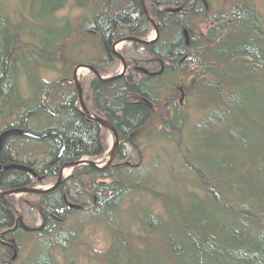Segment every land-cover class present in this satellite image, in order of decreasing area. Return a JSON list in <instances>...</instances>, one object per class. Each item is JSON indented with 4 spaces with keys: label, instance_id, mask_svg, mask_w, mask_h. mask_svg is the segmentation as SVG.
Listing matches in <instances>:
<instances>
[{
    "label": "trees",
    "instance_id": "16d2710c",
    "mask_svg": "<svg viewBox=\"0 0 264 264\" xmlns=\"http://www.w3.org/2000/svg\"><path fill=\"white\" fill-rule=\"evenodd\" d=\"M69 1L82 10L74 20L56 15ZM144 2L156 42L127 43L124 75H92L83 89L87 107L131 152L120 147L109 167L80 166L37 195L44 227L15 235L57 237L38 239L22 264H82L86 223L108 235L86 264H264V14L251 0H222L218 9L212 0ZM26 17L12 20L0 3V134L52 130L65 147L58 156L57 136L11 133L1 151L28 145L7 159L35 162L39 176L0 172L1 189L46 182L64 162L99 157L104 131L78 110L71 72L79 63L111 72L113 42L149 29L139 0H27ZM47 72L58 76L47 80ZM13 209L0 199V230L13 226ZM2 249L0 264H8Z\"/></svg>",
    "mask_w": 264,
    "mask_h": 264
},
{
    "label": "rangeland",
    "instance_id": "374dc122",
    "mask_svg": "<svg viewBox=\"0 0 264 264\" xmlns=\"http://www.w3.org/2000/svg\"><path fill=\"white\" fill-rule=\"evenodd\" d=\"M94 1H98V0H90V2H94ZM251 1L255 5V7L262 14H264V0H251ZM0 3L2 4L3 9L9 14V17L12 20L15 21V20H18L19 18L27 19V17H26L27 16V0H0ZM220 3H222V0H212V8L218 9V7L220 6ZM39 7L38 6L36 7L37 12L39 11ZM81 12H82V10H79L78 8H76L73 5V3L71 1H69L58 12H56V15L57 16H67L70 20H74L77 17V15H79ZM153 36H154V30H153V27L150 25V22H149V29L143 35V37L150 40L151 38H153ZM127 43H129V42H124V43L118 44L115 47L116 51L122 53L123 48L125 46L124 44H127ZM120 68H121V63L118 60L115 68L111 72L106 73V74L111 76L114 73H117L118 71H120ZM57 76H58V73H56V72L43 73V77L46 78L47 80H54L55 78H57ZM91 76H92V73L90 71H87L86 69H82L78 75L79 81L81 82L82 99L84 101L87 100L86 99L87 96H86V92L83 95V89H85V83L87 82V80ZM77 104H78V102H77ZM189 104H190V102H188V104H187V109L189 108ZM194 113L195 112H193L191 110L188 111V114L192 115L191 116L192 118H194V116L196 114V113L195 114ZM198 114H199V111H198ZM98 117H100V116H98ZM100 118H102V117H100ZM31 126L34 129L37 128L36 124H32ZM103 134H104L103 135L104 136L103 141L105 144V149L103 151L102 157H100L98 159V161H96L99 166H103L106 164L108 155H109V153L111 151V147H112V137L107 132H105ZM184 135H185V133H183V136ZM1 143H2V140H1ZM121 148L126 149L129 152L128 154H130L131 146H129V144H125V145L123 144V145H121ZM149 149H151V148H147L146 153L144 154L145 157H149ZM64 163H69V162H64ZM64 163H62L61 167H64ZM64 171L67 172L68 174L70 173L69 168H66V170H64ZM52 183H53V181L50 183V181L42 182L41 180L35 179L33 186H34V188H37V189H42L43 187L44 188H46V187L50 188ZM40 194H42V193H39V195ZM15 196L18 197V198L15 197L16 199H20L19 201H16V203H15L16 204V208H14L15 209V211H14L15 217L18 218L17 217L18 215L20 217H22L23 223L25 225H27V227L30 229L40 228L39 230H41L42 227H44L46 221H44L42 218L41 207L39 206V202H38V198H37L38 196L37 195H31V194H30V196H26V194H23L21 192L15 193ZM9 199H14V196L10 197ZM21 199H24V200H21ZM122 206H125V204ZM82 212H84V211H77L76 213L74 212L73 214H70L68 221L73 224V222L77 218L81 219V215H83V214H81ZM87 215H90V213ZM87 215H85V216L87 217ZM86 217H84V220ZM28 231L34 232V231H38V230L36 229V230H28ZM56 231H58V229ZM0 232H1V230H0ZM55 234L51 233V235H46L43 237L39 236V238L35 237L37 239L34 240V235H31L30 233L29 234L18 233L17 235L14 236L17 245L15 244V242L14 243L10 242L11 240H14L13 238H9L7 240H4V238H2V236H1L0 240H3L4 242H6L7 243L6 246L9 247V249H7V247H6L7 250H5V251H4V249H2V251H4L3 260L5 262H7L8 264H10L9 263L10 258L15 253V255H14L15 260L12 261L13 264H22L28 260V258L31 255L32 249L33 248L36 249L35 243L38 241V239L40 241V240H45L47 238H55V236H56ZM79 238H80L79 239L80 240L79 241L80 242L79 247H80L81 251H83L84 256H86V258H87L86 259L84 257L85 260H80L79 263H82V264H86V261H89L90 259H92L94 253H98L99 251L104 250L107 246V243H108V235L103 230V228L98 227V226L97 227L93 226L91 223H86L82 227V234L80 233ZM52 252H53V254L55 253V251H52ZM59 263L60 262L58 261V264Z\"/></svg>",
    "mask_w": 264,
    "mask_h": 264
},
{
    "label": "bare ground",
    "instance_id": "6f19581e",
    "mask_svg": "<svg viewBox=\"0 0 264 264\" xmlns=\"http://www.w3.org/2000/svg\"><path fill=\"white\" fill-rule=\"evenodd\" d=\"M142 9V8H141ZM143 11V10H142ZM144 13V12H143ZM150 15V14H149ZM152 18V17H151ZM148 20V19H147ZM154 21V20H153ZM154 23L156 24V26H157V29H158V25H157V23L154 21ZM151 25V24H150ZM152 26V25H151ZM153 27V26H152ZM153 30H154V27H153ZM158 35H159V30H158ZM184 36L186 37V42H188V34H187V31H184ZM126 37H132V38H135V39H137V40H139V41H137V42H135V43H140V44H149V42L148 41H151L154 37H155V31H154V36H153V38H151L150 40L149 39H146V38H144L143 36H140V35H129V36H126ZM158 39V37L153 41V42H156V40ZM144 41H147L148 43H144ZM125 42H134V41H131V40H129V41H125ZM124 43V42H123ZM122 45V44H121ZM124 45H126V44H124ZM123 45V46H124ZM112 49V48H111ZM113 53V52H112ZM118 53H120V52H118ZM114 55V54H113ZM120 55L123 57V55L120 53ZM115 56V55H114ZM115 57H117V56H115ZM117 59L120 61V63H121V68H120V71H118L117 73H114L113 75H107V74H102V73H100L93 65H91V64H89V63H79V64H77L76 66H80V67H78V69H77V73H76V76L78 77V75H79V73H80V71L82 70V69H86L87 71H90L91 73H92V75H93V77H96L97 79H99V80H102V81H104V82H111V81H114V80H116V79H119L120 77H122L123 75H124V73H125V70H126V61H125V59H124V57H123V60H124V64H125V69H124V71H123V73H122V62H121V60H120V58H118L117 57ZM81 65H89V66H92V67H94L99 73V76L101 77V78H103V79H101L100 77H98L92 70H90L89 68H86V67H83V66H81ZM75 66V67H76ZM74 67V68H75ZM74 70V69H73ZM73 70H72V72H71V80H72V82H73V84H74V86H75V83H74V79H73ZM118 74H120V76L119 77H114L115 75H118ZM114 77V78H113ZM78 80H79V78H78ZM80 82V81H79ZM80 85H81V82H80ZM76 87V86H75ZM76 90H77V87H76ZM82 101H83V103H84V105H86V103H85V101L82 99ZM77 102H78V110L83 114V111H82V109H81V107L79 106V100H78V90H77ZM86 107H87V105H86ZM88 108V107H87ZM89 109V108H88ZM90 110V109H89ZM91 111V110H90ZM91 113L94 115V116H96V117H98V115L97 114H95V113H93L92 111H91ZM84 115V114H83ZM85 116V115H84ZM86 117V116H85ZM88 118V117H87ZM92 120V119H91ZM94 122H96L95 120H93ZM106 121H108L110 124H111V126L113 127V129L115 130V133H116V135H117V142H118V145H117V151H118V149L121 147V145H123V143L121 142V140H120V136H119V134H118V132L116 131V129H115V127L113 126V124L109 121V120H107L106 119ZM97 124H99L98 122H96ZM100 125V124H99ZM102 128H103V131H104V133L105 132H107L111 137H112V147H111V149L113 148V146H114V143H115V138H114V135H113V133H112V131L110 130V129H108V128H105V127H103L102 125H100ZM16 128H13L12 130L14 131ZM50 131H52V130H41V131H37L36 133H33V134H36V135H42V134H44V133H49ZM30 133H32V132H30ZM50 136H57L60 140H61V143H62V145L60 146V148H59V151H58V156H60L61 154H62V152H63V150H64V148L63 147H65V140L63 139V137L59 134V135H57V134H49V135H47V136H44V137H41V138H38V139H45V138H48V137H50ZM60 136H61V138H60ZM104 148L103 149H105V145L103 146ZM23 148L24 149H29L28 148V145H23ZM63 149V150H62ZM104 151V150H103ZM102 155H103V152L99 155V157H86V156H84V157H81V158H78V159H76V160H74V161H70L69 163H75V162H77V161H81V162H83V163H81V164H78V165H70V166H66V167H64V168H62V170L60 169V170H58V172L56 173V176H54V178L52 179V180H49L50 181V183L53 181V183L51 184V187H53L54 185H55V183L57 182V181H61L60 183H59V185L64 181V180H66V179H68V178H70V177H72V176H74V173L76 172V169L78 168V167H80V166H86V165H89V164H86V162L87 161H94L97 165H98V163L95 161V160H98L100 157H102ZM12 164H14V165H18V164H16V163H11L10 165H12ZM65 164H67V163H64V165ZM34 165H36V163L35 162H32V163H30V166L28 167L29 168V170H31L34 174H35V176H39L35 171H34ZM5 166H9V164H7V165H0V172L2 173V172H4V171H6V170H9V169H12V168H7V169H2L3 167H5ZM20 166V165H19ZM91 166V165H90ZM99 166V165H98ZM21 167V166H20ZM94 167V166H93ZM66 168H69L70 169V173L68 174L67 172H65L64 170H66ZM14 169H17V168H14ZM59 174H61V177L59 178ZM68 174V175H67ZM67 175V176H66ZM65 176V177H64ZM58 185V186H59ZM58 186H56V187H54L53 189H55V188H57ZM49 187H46V188H42V189H40V190H46V189H48ZM21 189H24V190H22L21 191V193H23V194H26V196H30V194L31 195H39V193H34V192H31V191H29V189H31V190H37V188H34V186H33V184H29V183H27V184H25V185H23L22 187H21ZM53 189H51V190H53ZM12 190H10V189H1L0 188V198L1 199H3V200H5V201H7L8 203H10L11 201L9 200V198L7 197V196H9V195H15L13 192H11ZM45 192H48V191H45ZM45 192H43V193H45ZM1 194H3V195H1ZM16 196H14V199H13V201L11 202L12 204H11V206L12 207H14V208H16V201H19L20 199H16V198H18V197H16ZM22 200H24V199H22ZM13 216H15V214H14V211H13ZM18 218H16V217H14V220L15 221H20V216L18 215L17 216ZM42 218H43V220L44 221H46L45 220V218H44V216L42 215ZM20 224H23V225H25L24 223H22V222H20ZM27 226V225H26ZM40 228H38L37 230H39ZM15 230V227H11V226H7L6 227V231H10V232H12V231H14ZM25 230V229H24ZM34 232H37V231H34ZM14 236H15V234H14ZM11 243L13 242L14 243V240H11L10 241ZM6 242H4L3 240H0V245L3 247V248H6L7 247V249H9V247L8 246H6ZM57 249H59V248H57ZM55 251V254H58L57 253V251L56 250H54ZM14 255H15V253H14ZM11 256V258H10V264H13V260H15V256ZM7 263V262H6Z\"/></svg>",
    "mask_w": 264,
    "mask_h": 264
},
{
    "label": "water",
    "instance_id": "95a60500",
    "mask_svg": "<svg viewBox=\"0 0 264 264\" xmlns=\"http://www.w3.org/2000/svg\"><path fill=\"white\" fill-rule=\"evenodd\" d=\"M139 3H140V6H141V8H142V10H143V12H144L145 17L148 19V21L150 22V24L154 27L155 37H154L151 41H148L149 43H152V42L158 37V29H157V26H156V24L154 23L153 19L151 18V16L149 15V13H148V11H147V8H146V5H145L144 0H139ZM129 40L134 41V42L139 41V40H137V39H135V38H132V37H122V38L116 40L115 42H113V44L111 45V48H112V52H113V54H114L115 56H117L118 58H120V60H121V62H122V70H121L122 73H123V71H124V69H125L124 60H123V57L120 55V53H118V52L116 51L115 47H116L118 44L123 43V42H125V41H129ZM148 42H147V41H144V43H148ZM81 66L86 67V68H89V69L92 70V71H93L98 77H100L99 74H98L99 72H98L94 67L89 66V65H81ZM78 67H80V66H79V65L76 66V67L74 68V70H73V79H74L75 86L77 87V90H78L79 106L81 107V109H82V111H83V114H84L86 117H88L89 119L95 120L96 122H98V123H99L100 125H102L103 127L110 129V130L112 131L113 135H114V138H115L114 146H113V148L111 149V151H110V153H109V155H108V158H107V161H106V164H105V165H103V166H98L94 161H87V162H86V164H89V165H91V166H94V167H95L96 169H98V170H102V169H105V168L109 167V166L111 165L113 159L115 158V155H116V153H117V145H118V142H117V135H116V133H115V130L113 129V127L111 126V124H110L108 121H106V120L103 119V118H100V117H96V116H94V115L91 113V111L86 107V105H84V103H83V101H82V89H81V85H80V82H79V80H78V77L76 76V73H77L76 71H77ZM119 76H120V74L115 75L114 77H119ZM114 77H113V78H114ZM100 78H101V77H100ZM101 79H103V78H101ZM12 131H13V130H12ZM12 131H11V130H6V131L3 132L2 134H0V149H1V144H2V143H1L2 138H3L6 134H11ZM14 131H15V130H14ZM13 133H22L23 135H26V136H29V137H34V138H41V137L47 136V135H49V134H57V135H59L56 131H50L49 133H44V134H42V135H36V134L30 133V132H21V131H19V130H16V131L13 132ZM60 138H61V136H60ZM63 148H64V147H63ZM62 150H63V149H62ZM81 163H83V162H81V161H77V162H75V163H67V164L64 165V167H66V166H70V165H78V164H81ZM64 167H61V170H62V168H64ZM7 168H21V167H20L19 165H14V164H12V165H9V166H5V167H3L2 169H7ZM60 177H61V174H59V178H60ZM60 182H61V181H57L53 187H50V188H48V189H46V190H40V189H37V190H31V189H29V191L34 192V193H43V192H45V191H49V190L53 189L54 187L58 186ZM22 190H24V189L19 188V189H14V190L11 191V192H13V193H17V192H21ZM1 195H3V194H1ZM21 225H22V228L25 229V230H36V229H38V228L30 229V228H28L27 226H25V225H23V224H21Z\"/></svg>",
    "mask_w": 264,
    "mask_h": 264
},
{
    "label": "flooded vegetation",
    "instance_id": "af4514ba",
    "mask_svg": "<svg viewBox=\"0 0 264 264\" xmlns=\"http://www.w3.org/2000/svg\"><path fill=\"white\" fill-rule=\"evenodd\" d=\"M11 131H12V129H10ZM16 130H19V131H21V132H29V131H26V130H22V129H15V131ZM15 131H12V133L13 132H15ZM3 133V132H2ZM1 133V134H2ZM17 134H19V135H21V137H24V138H32V139H36V140H40V139H38V138H34V137H29V136H26V135H23L22 133H17ZM8 135H10V134H6L3 138H2V142H4L5 141V138L8 136ZM14 150H20V151H24L25 149H10V147L8 146V149H6V150H2L1 151V149H0V152L2 153V156H3V159L2 160H0V165H7V164H11V163H14L13 161H12V158L11 159H7L8 158V156H9V153L13 156V153L12 152H14ZM11 156V157H12ZM10 158V157H9ZM6 160V161H5ZM95 161H98V160H95ZM16 164H18V165H20L21 166V168H17V169H15V170H22V171H24V172H26V173H28V174H32V176H35V174L31 171V170H29V168H28V166L27 165H25V164H27V163H16ZM12 169H14V168H12ZM61 169V166L58 168V170H60ZM28 183H30V182H28ZM19 188H21V187H17V188H11L10 190H14V189H19ZM15 194V193H14ZM13 196H15V195H9V196H7L8 198H10V197H13ZM1 199V198H0ZM11 202L13 201V199H9ZM22 200V199H21ZM10 202V205L12 204ZM14 210V209H13ZM15 211V210H14ZM15 213V212H14ZM15 217V216H14ZM20 222H22L23 223V220H22V217H20V221H15L14 220V223H13V226H11V227H15V230L14 231H12V232H10V231H6V228H4V229H2L1 230V232H0V237L2 236V238H4V240H7V239H9V238H13L14 239V242H15V244L17 245V243H16V240H15V238H14V234L16 233V232H18L20 229H23L22 228V225L20 224ZM26 226V225H25ZM28 231V230H27ZM4 235V236H3Z\"/></svg>",
    "mask_w": 264,
    "mask_h": 264
}]
</instances>
